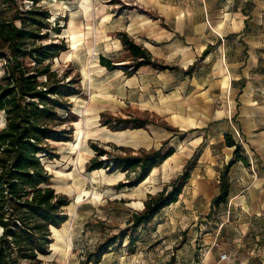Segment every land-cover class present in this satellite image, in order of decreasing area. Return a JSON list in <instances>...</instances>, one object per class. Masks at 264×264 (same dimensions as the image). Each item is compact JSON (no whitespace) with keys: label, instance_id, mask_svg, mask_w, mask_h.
Wrapping results in <instances>:
<instances>
[{"label":"rangeland","instance_id":"obj_1","mask_svg":"<svg viewBox=\"0 0 264 264\" xmlns=\"http://www.w3.org/2000/svg\"><path fill=\"white\" fill-rule=\"evenodd\" d=\"M84 2L88 12L83 10V6L81 9V0H7L5 4L0 3V10H4V15L8 19L15 16L17 10L25 12L37 8L39 11L45 10L49 13L47 23L42 28V37L29 41L24 46L25 50L34 46L49 47L51 48L49 57L42 65H37L30 54L22 58V61L30 68L35 65L41 68L49 64L51 72L55 73L53 82L60 79L67 82L73 78L75 82L72 87L78 91L76 95L68 97L72 105L69 118L59 126V129L66 128L68 132H72L69 134L70 139L52 142L58 157L50 159L40 154L44 165L52 174L51 185L58 193L65 194L70 201L64 207V213L68 215V219L59 229H65L72 219L69 227L68 249L55 252L51 243L57 239V235L55 227H52L50 253L44 257L40 255L41 264H192L194 260L205 259L206 253L216 256L225 250L232 256L229 264H264V187L262 188V182L259 185L260 179L263 181L264 178V156L262 157L258 152L253 153L254 150L250 144L252 139L248 141L244 139L241 131L233 135L234 139L242 144L238 155L234 153L235 148L228 149L226 143L219 142L221 138L219 134L214 135L212 132L211 138L207 140V143H213L214 151H217L224 161L221 172L229 162H233L229 172L231 171L232 176L236 177L234 182L236 185L230 190L229 202L216 208L211 206L212 193L201 191L206 171L203 168L199 175H195L193 168H190L194 163L178 168L167 178L165 172L169 170L170 164L165 167V159L151 170L148 175L150 180L142 186L143 181L138 184L133 182L136 180L139 169L128 171L114 169L113 163L111 167H108L107 163L102 167L108 179H104L103 175L96 181L88 177V173L92 172L88 169V162L99 156L100 148L107 150L110 155L112 154L111 156H140L145 152L162 148L163 154L174 151V158L182 162L185 161L192 136L197 133L190 136L173 124L172 116L157 114L151 109L141 107L138 102L115 96L117 94L115 91L120 93V89L117 90V77L112 76L118 74L121 78L127 77L128 70L134 69L133 60L130 51L123 46L119 38L118 32L126 30L116 32L120 39V43L117 42L118 38L102 33L106 28L102 26L101 16L105 15L106 10L109 9L118 12L124 9L136 10L142 13L137 9H131V5L135 4L143 8L145 6L138 0H85ZM145 9L151 11L149 8ZM74 10L79 11L72 16ZM147 16L151 17V15ZM25 17L28 19L29 15L25 14ZM73 18L78 29L68 32ZM15 24L20 27L22 21L16 19ZM129 31L131 32H128L129 35L137 42L131 27ZM263 34L264 28L253 30L250 35L262 37ZM261 41L264 44V38ZM93 47L96 52L90 60ZM238 49V47L233 49L237 55ZM247 49L245 46L241 49L243 58L247 54ZM261 51L264 55V45L261 46ZM12 52L14 49L9 48V45L0 38V53L10 56ZM101 56L113 57L116 68L110 70L106 67L102 70ZM6 63L7 57L0 58V79L6 71ZM160 64L170 66L165 69L171 70L174 67L168 63L160 62ZM84 65L90 66L91 75L96 82L93 88L91 80L88 79L84 83ZM260 78L264 79V76ZM46 79L45 74L39 77L40 82ZM99 95L106 98L112 96L114 100L110 110L100 111L97 115V109L94 106L91 111H86L85 115L109 130L116 132L132 130L136 137L133 143L127 145H119L112 141L104 142L98 138L87 139L85 143L88 149L85 150L87 158L82 160L83 170H81L80 166L76 168L72 162V159L76 160V155L70 142L76 140V122L83 116L80 105L83 103L95 105ZM209 101L214 102L215 107L221 105L213 97ZM149 108H153V105H149ZM228 111L227 107L223 110L218 109L217 116H224ZM58 115L66 117L67 110L58 109ZM117 119H129L130 122L127 125L121 123L119 127L113 128L112 125L116 124ZM108 120H112V125L105 124ZM143 122V128H135ZM196 123L195 120L194 125ZM219 125L220 123L216 122L212 124L211 127L216 128L215 133L219 131ZM4 126H6L5 113L0 111V128ZM180 142L183 148L180 147ZM241 156L248 158V162L241 161ZM107 157V154H104L101 159L105 160ZM47 163L50 167L46 165ZM186 170L190 172L192 179L190 178L184 185L178 201L162 208V211L146 226L141 225L135 229L131 221L137 213L143 212L146 201L151 199V195H157L165 187L168 191L171 190V185L179 183L181 174ZM60 171L64 172L60 174ZM229 179L231 183V175ZM237 180L240 182L237 183ZM78 186H82L80 192L77 190ZM96 190L102 196L100 199L93 196ZM235 195L240 196L238 201L233 200ZM1 230L2 228L0 235ZM114 235L126 237L121 241L118 239L115 246L109 247L99 263L94 260L88 261L87 254L94 252L98 244ZM131 236H134L135 244L130 242ZM60 254H65V257L61 258ZM207 256V260L213 258L209 259Z\"/></svg>","mask_w":264,"mask_h":264},{"label":"crops","instance_id":"obj_2","mask_svg":"<svg viewBox=\"0 0 264 264\" xmlns=\"http://www.w3.org/2000/svg\"><path fill=\"white\" fill-rule=\"evenodd\" d=\"M138 1L157 18L136 10L118 12L109 9L101 16L102 26L106 28L102 33L118 38L117 31L125 29L130 32L131 27L137 42L143 44L154 59L174 67L163 70L153 65H142L127 77L121 78L116 74L112 77H117L120 93L115 91V96L138 102L141 107L157 114L172 116L173 124L190 136L197 133L188 144L181 168L194 163L190 168L195 175L204 168L206 175L201 191L212 193L214 198L220 190L224 161L214 151L213 143H207L212 132L221 135L219 142L225 143L226 134L233 136L241 131L244 139L255 142H250L253 153L264 156V79L260 78L264 76L261 51L264 34L262 37L250 35L253 30L264 28L263 0ZM117 42L120 43L119 38ZM244 46L248 48L245 58L241 52ZM237 47L238 55L233 50ZM102 67V70L106 69ZM225 73L231 80L228 88L221 84ZM212 97L221 105L215 107L214 102L209 101ZM108 98L99 95L95 100L97 115L100 111L110 110L114 99L112 96ZM225 107L228 113L218 117V109ZM191 116L195 117L196 125L190 123ZM214 122L220 123L216 133V128L211 127ZM235 141L239 143L237 139ZM229 175L232 190L236 177L231 171ZM263 181L260 179L259 182V185L262 182V188ZM223 252L229 256L228 260H220ZM207 255L205 259L201 258L208 264H229L232 259L226 250L216 256L212 254L210 260L206 259Z\"/></svg>","mask_w":264,"mask_h":264},{"label":"trees","instance_id":"obj_3","mask_svg":"<svg viewBox=\"0 0 264 264\" xmlns=\"http://www.w3.org/2000/svg\"><path fill=\"white\" fill-rule=\"evenodd\" d=\"M6 2L7 0H0L1 4ZM131 9L157 18V15L139 5L133 4ZM25 14L29 15L28 19ZM48 18L47 11H39L37 8L25 12L17 10L16 15L9 19L4 15V10H0V38L9 48L14 49L10 56L0 53V58L7 57L6 71L0 79V111H4L6 118V126L0 128V264H41L40 255L46 256L50 253L52 227L59 228L68 219L64 207L70 201L65 194L58 193L51 185L52 174L44 165L40 154L54 159L58 154L52 142L70 139L69 134L72 132H68L66 128L59 129V126L69 118L72 105L68 97L76 95L78 91L72 87L75 82L73 78L67 82L64 79L53 82L55 73L51 72L49 64L41 68L36 65L30 68L22 61V58L30 54L37 65H42L49 57V47L34 46L29 50L24 49L27 42L42 37V28ZM16 19L22 21L20 27L15 24ZM118 33L123 46L131 53L134 71L142 65L170 68L155 60L151 52L143 44H138L128 32L123 30ZM100 64L110 70L117 66L113 59L104 56L100 57ZM133 70H128V74H133ZM44 74L47 79L40 82L39 77ZM61 108L67 110L66 117L58 115V109ZM111 121H105V124L110 126ZM129 122V119H117L112 127L117 128L121 123L127 125ZM143 126L144 122L135 128ZM225 143L235 147L236 155L240 153L242 144L236 142L231 134L225 135ZM98 150L99 156L88 162L89 171L102 168L105 163L109 167L113 163L114 169H139L136 180L133 181L135 184L144 181L154 167L174 153L168 151L163 154L160 148L140 156H111L105 149ZM104 154L108 157L102 160L101 156ZM240 158L241 161L248 162V158ZM232 165L233 162H229L220 174V193L213 198L212 208L229 201L228 172ZM190 178V172L186 170L181 174L179 183L171 185V190L168 191L165 187L157 195H151L143 212L134 216L132 226L135 229L141 225L146 226L162 208L178 201L184 185ZM125 237L114 235L98 244L94 252L87 254L88 261L99 263L108 248L115 246L118 239L121 241ZM130 242L135 244L134 236H131Z\"/></svg>","mask_w":264,"mask_h":264},{"label":"bare ground","instance_id":"obj_4","mask_svg":"<svg viewBox=\"0 0 264 264\" xmlns=\"http://www.w3.org/2000/svg\"><path fill=\"white\" fill-rule=\"evenodd\" d=\"M85 0H81V9L82 6L84 7V11L88 12L86 7V3L84 2ZM90 5V4H89ZM79 11V10H78ZM77 10H74L72 13V16H74L77 12ZM82 12V11H81ZM78 14V13H77ZM78 29L77 24L75 23L74 18L72 19V21L70 22V28L67 30L68 32H74V30ZM94 52H96L95 47L91 48V55H90V60L93 57ZM97 55H95L96 57ZM91 63V61H90ZM83 73H84V83H86V81L89 79L92 82V88L95 87L96 82L94 81L92 75H91V70H90V66H83ZM230 78H229V74L225 73L222 77V81L221 84L223 87L228 88L229 84H230ZM95 96V94L93 95ZM94 103H90L89 105H86L85 103L81 104V111H82V115L79 120L76 122V140L73 142H70V145L72 148L75 149V155H76V160L72 159L73 164L76 166V168H78V166H80L81 170H83V166H82V160L87 158L86 155V151L88 150L85 147V143L87 141V139L89 138H98L104 142H115L116 144L119 145H127L129 143H133L135 141V137L136 135L134 133H132V130H125V131H120V132H116L115 130H109L107 127L103 126V125H99L97 124V122L93 119H91L90 117H87L85 115L86 111H91L94 107ZM80 111V112H81ZM183 120H186L185 118H183L182 116H180ZM190 123L195 124V117L191 116L189 118ZM180 147L183 148V144L182 142L179 143ZM165 163V167L167 165L170 164L169 166V170H167V172H165V176L167 178L170 177V175L177 171L178 168H181V161L178 160L177 158L175 159L174 156L168 157ZM171 161H173V163L171 164ZM48 165V167H50V164H46ZM155 169V168H154ZM64 171H60L59 173H63ZM103 175L104 179H108L107 177V173L103 168L100 169H96L95 171L89 172L88 173V177H90V179L96 181L99 179L100 176ZM119 177V176H117ZM102 178V177H101ZM116 178V177H115ZM150 180L149 176L146 177V179L141 183L142 185H145V183H147ZM82 189V186H78L77 190L80 192V190ZM112 191V190H110ZM93 196H95L96 199H100L102 196L101 194L96 190V192L93 193ZM240 196H236L233 198V200L238 201ZM72 211V210H71ZM73 214V212H72ZM71 220L69 221L68 226L65 229L62 228H54V230L56 231V235H57V239L55 241H53L51 243V246L53 247V249L55 250V252H59L60 250L64 249L67 250L68 249V245H69V238H70V225H71ZM1 229V227H0ZM42 257H44V255H41ZM61 258L65 257V254H60ZM209 259L212 258L211 254H209L207 256Z\"/></svg>","mask_w":264,"mask_h":264},{"label":"built area","instance_id":"obj_5","mask_svg":"<svg viewBox=\"0 0 264 264\" xmlns=\"http://www.w3.org/2000/svg\"><path fill=\"white\" fill-rule=\"evenodd\" d=\"M228 258H229V256L227 255L226 252H223L220 254V260L221 261L228 260ZM193 264H208V263H206L204 259H199V260H196Z\"/></svg>","mask_w":264,"mask_h":264}]
</instances>
